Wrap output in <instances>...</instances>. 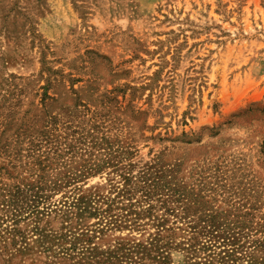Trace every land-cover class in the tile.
Returning <instances> with one entry per match:
<instances>
[{
	"label": "rangeland",
	"instance_id": "obj_1",
	"mask_svg": "<svg viewBox=\"0 0 264 264\" xmlns=\"http://www.w3.org/2000/svg\"><path fill=\"white\" fill-rule=\"evenodd\" d=\"M0 264H264V0H0Z\"/></svg>",
	"mask_w": 264,
	"mask_h": 264
},
{
	"label": "trees",
	"instance_id": "obj_2",
	"mask_svg": "<svg viewBox=\"0 0 264 264\" xmlns=\"http://www.w3.org/2000/svg\"><path fill=\"white\" fill-rule=\"evenodd\" d=\"M168 257H169V254H167V256L164 257L165 258L164 260L168 259ZM163 262H167V261H163Z\"/></svg>",
	"mask_w": 264,
	"mask_h": 264
}]
</instances>
